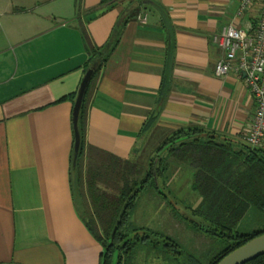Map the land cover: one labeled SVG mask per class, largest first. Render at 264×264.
Wrapping results in <instances>:
<instances>
[{"label": "crops", "instance_id": "0c3cea01", "mask_svg": "<svg viewBox=\"0 0 264 264\" xmlns=\"http://www.w3.org/2000/svg\"><path fill=\"white\" fill-rule=\"evenodd\" d=\"M100 1L0 0V264H101L73 191L75 98L64 99L85 74V31L96 45L119 41L89 106L84 169L102 152L143 160L191 127L245 141L252 124L244 74L215 72L224 52L214 36L254 27L261 0L243 15L240 0Z\"/></svg>", "mask_w": 264, "mask_h": 264}, {"label": "trees", "instance_id": "16d2710c", "mask_svg": "<svg viewBox=\"0 0 264 264\" xmlns=\"http://www.w3.org/2000/svg\"><path fill=\"white\" fill-rule=\"evenodd\" d=\"M119 1L101 0L100 4L116 6ZM84 36L89 55L85 72L93 63L99 64L81 106V145L72 168V183L81 217L103 246L101 264H114L115 256L116 264H216L228 252L264 233L261 145L252 146L213 130L191 127L166 137L143 160H124L102 152L93 160L90 154L84 169L89 106L99 74L119 41L114 33L103 45L94 44L86 31ZM78 90L64 99H76ZM155 119L154 115L149 117L145 128H151ZM140 150L135 148L136 153ZM177 174L190 175L186 183L197 194L195 201L175 198L179 191L169 185L176 182ZM151 191L166 201L173 216L190 230L215 236L219 243L226 244L217 249L216 242L204 252H187L169 233L135 224L133 216L140 199ZM179 204L186 205L185 212ZM244 264H264V254Z\"/></svg>", "mask_w": 264, "mask_h": 264}, {"label": "built area", "instance_id": "2783aa9c", "mask_svg": "<svg viewBox=\"0 0 264 264\" xmlns=\"http://www.w3.org/2000/svg\"><path fill=\"white\" fill-rule=\"evenodd\" d=\"M256 0H240L238 15L251 9ZM146 21L147 15H139ZM214 41L223 50L224 55L215 65L217 75L235 70L244 74L246 82L256 100V112L244 140L252 146H259L264 140V0L257 23L250 29L239 28L234 23L227 24Z\"/></svg>", "mask_w": 264, "mask_h": 264}, {"label": "rangeland", "instance_id": "374dc122", "mask_svg": "<svg viewBox=\"0 0 264 264\" xmlns=\"http://www.w3.org/2000/svg\"><path fill=\"white\" fill-rule=\"evenodd\" d=\"M12 0H2L8 3V6L14 7L15 2ZM17 1V0H14ZM25 7L29 8L32 4L31 2H25L23 4ZM176 179V189L179 191L175 192L177 195L175 198L183 199L184 201H195L197 194L190 189L188 178L186 174L177 175ZM179 209L185 212L186 205L179 204ZM133 221L137 225H150L160 230H163L173 237H175L185 248L187 252L201 253L211 248L212 244L217 242V249L226 244L225 241L220 243L217 241V237H211L207 235L197 234L190 230L184 221L177 219L173 216L170 208L166 205H161L150 199L147 194H144L141 199L139 206L133 216Z\"/></svg>", "mask_w": 264, "mask_h": 264}, {"label": "water", "instance_id": "95a60500", "mask_svg": "<svg viewBox=\"0 0 264 264\" xmlns=\"http://www.w3.org/2000/svg\"><path fill=\"white\" fill-rule=\"evenodd\" d=\"M98 62L93 63L85 72L79 86L78 94L73 107V127H74V159L73 166H76L77 157L81 145V133L79 128V118L82 102L87 86L98 66ZM157 180V177H156ZM264 254V233L256 235L243 245L233 249L225 254L216 264H244L260 255ZM117 256H115L114 264H116Z\"/></svg>", "mask_w": 264, "mask_h": 264}]
</instances>
